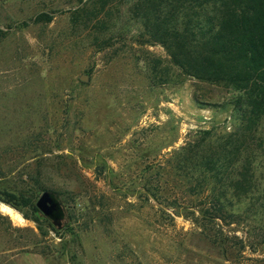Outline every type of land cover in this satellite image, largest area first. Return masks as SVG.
Listing matches in <instances>:
<instances>
[{
	"label": "rangeland",
	"instance_id": "obj_1",
	"mask_svg": "<svg viewBox=\"0 0 264 264\" xmlns=\"http://www.w3.org/2000/svg\"><path fill=\"white\" fill-rule=\"evenodd\" d=\"M115 3L100 27L75 24L79 0H0V264H264L258 216L204 219L177 169L200 131L234 129L232 92L138 40ZM44 189L60 220L37 208Z\"/></svg>",
	"mask_w": 264,
	"mask_h": 264
},
{
	"label": "trees",
	"instance_id": "obj_2",
	"mask_svg": "<svg viewBox=\"0 0 264 264\" xmlns=\"http://www.w3.org/2000/svg\"><path fill=\"white\" fill-rule=\"evenodd\" d=\"M125 1L126 13L142 24L138 40L164 47L188 77L232 92L234 129L216 138L200 131L175 150L177 169L204 219L230 225L258 216L264 234V0ZM115 2L79 0L75 24L95 18L105 26L99 16L110 17ZM53 18L40 13L34 22ZM7 195L17 207V195ZM22 199L38 212L30 198Z\"/></svg>",
	"mask_w": 264,
	"mask_h": 264
},
{
	"label": "water",
	"instance_id": "obj_3",
	"mask_svg": "<svg viewBox=\"0 0 264 264\" xmlns=\"http://www.w3.org/2000/svg\"><path fill=\"white\" fill-rule=\"evenodd\" d=\"M87 80V77H82ZM37 208L45 216L57 221L63 217V207L56 195L50 190H44L36 202Z\"/></svg>",
	"mask_w": 264,
	"mask_h": 264
},
{
	"label": "bare ground",
	"instance_id": "obj_4",
	"mask_svg": "<svg viewBox=\"0 0 264 264\" xmlns=\"http://www.w3.org/2000/svg\"><path fill=\"white\" fill-rule=\"evenodd\" d=\"M1 209L7 213H9L10 215H12L15 219H21V216L12 208H10L7 205H1Z\"/></svg>",
	"mask_w": 264,
	"mask_h": 264
}]
</instances>
